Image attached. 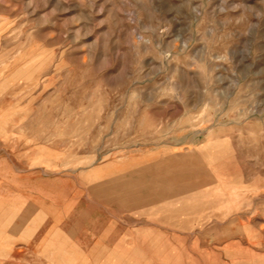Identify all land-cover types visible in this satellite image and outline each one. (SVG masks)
I'll list each match as a JSON object with an SVG mask.
<instances>
[{"label": "rangeland", "instance_id": "rangeland-1", "mask_svg": "<svg viewBox=\"0 0 264 264\" xmlns=\"http://www.w3.org/2000/svg\"><path fill=\"white\" fill-rule=\"evenodd\" d=\"M263 230L264 0H0V264H261Z\"/></svg>", "mask_w": 264, "mask_h": 264}, {"label": "crops", "instance_id": "crops-1", "mask_svg": "<svg viewBox=\"0 0 264 264\" xmlns=\"http://www.w3.org/2000/svg\"><path fill=\"white\" fill-rule=\"evenodd\" d=\"M144 182L148 183V188H153L155 189V192L153 190L150 191V195L146 196L147 199V203H154L155 198L156 200H158L157 202H159V204H162V207L166 204V201H170L174 200V199H178L179 196H190V195H194L196 193H194V191H189L187 189H185L184 191L182 190V188H177L175 184V182L173 181H168V179L163 178V175L161 176V179L159 180L160 184H158V182H156L155 180H153V178H149L147 177L146 179H144ZM175 185V186H173ZM151 198V199H149ZM175 201V200H174ZM178 201V200H176ZM18 231L21 235L22 232H26V220L24 219V223L21 225V220L18 221ZM7 229V228H6ZM4 231L2 232V235H4ZM261 246L260 248H253V252L257 255L260 256V258L258 259L259 261H261V264H264V230L261 233Z\"/></svg>", "mask_w": 264, "mask_h": 264}]
</instances>
